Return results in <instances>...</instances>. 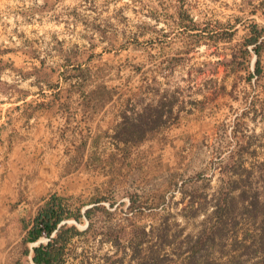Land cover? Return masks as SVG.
<instances>
[{"label":"rangeland","instance_id":"374dc122","mask_svg":"<svg viewBox=\"0 0 264 264\" xmlns=\"http://www.w3.org/2000/svg\"><path fill=\"white\" fill-rule=\"evenodd\" d=\"M190 20L208 33L237 27L236 37L219 43L188 31ZM255 24L264 27V0H0V60L15 67L0 69L10 134L0 166L8 210L25 208L0 227V264H29L24 226L52 195L71 213L93 209L90 221L68 222L83 234L67 264H264V51L254 83L251 62L231 65L233 78L213 74ZM198 104L194 150L193 137L173 139L171 109ZM137 118L151 137L142 143L125 132Z\"/></svg>","mask_w":264,"mask_h":264},{"label":"trees","instance_id":"16d2710c","mask_svg":"<svg viewBox=\"0 0 264 264\" xmlns=\"http://www.w3.org/2000/svg\"><path fill=\"white\" fill-rule=\"evenodd\" d=\"M230 38L233 34H229ZM251 47L252 51L249 49ZM264 51V27L261 28L259 25L255 24L251 27V36L245 41L241 52L243 63H239L240 58L239 54H234L233 58L228 62L229 65L233 66H245L252 60V52L255 54L254 62V71L250 77L261 78L263 75L262 67V53ZM0 64L3 65L0 69L5 70L7 68L14 69L13 65H8L5 61L0 60ZM41 68L36 67V71L39 73L41 69H45V64L42 62ZM67 69H76L77 67L74 64H71L70 61L66 62ZM72 67V68H71ZM237 67V68H238ZM249 67L246 66V69ZM11 69V70H12ZM82 72V70H79ZM83 73V72H82ZM30 74H28L29 76ZM104 93L106 94L107 87H103ZM95 91L89 93L92 98L95 95ZM104 97V96H103ZM92 100V99H91ZM48 106L46 103H41L36 108H45ZM162 114H159L156 120V123H161ZM137 122H131L129 126L125 127V132H129L133 136V141L137 143L143 142L142 137L145 135L147 130V124L140 118L136 119ZM126 121V119H125ZM128 122V121H127ZM93 209H88L84 214L81 210L71 213L68 211L66 205V200L63 197L58 195H52L40 208L36 216L32 219L29 224H25V230L27 232L24 244L26 246L25 256L28 258L29 264H67L65 256L66 249L71 239L75 236L82 235L83 232L79 231L78 227L73 224L70 225L68 222L73 220L76 223L82 224L83 219L91 220V215ZM91 225L84 234L90 232ZM147 233L142 232V237L137 238L133 237L130 241L136 246H141L144 242ZM42 239H46L47 242H41ZM30 245H35L30 247ZM140 247H136L139 249ZM202 249V247H195L192 251L193 254H196ZM138 253V251H136ZM31 256V258H30Z\"/></svg>","mask_w":264,"mask_h":264},{"label":"crops","instance_id":"0c3cea01","mask_svg":"<svg viewBox=\"0 0 264 264\" xmlns=\"http://www.w3.org/2000/svg\"><path fill=\"white\" fill-rule=\"evenodd\" d=\"M187 30L188 31H190V32H192V33H199V34H203V35H201V36H206V35H209L210 37L209 38H212V39H216L217 40V42H223V43H227V44H230L231 42H233L234 41V38L236 37V30H237V27H233L232 28V30L231 31H229L230 33H227V32H225V31H211L210 33H208V31H205V29L204 28H202V26L201 25H199L198 23H196V21H194V20H190V26L189 27H187ZM226 31H228V30H226ZM229 34H233V36L230 38V36H229ZM251 36V27H250V29H248V33L246 34V37H245V41L249 38ZM243 47V46H242ZM234 54H237V53H233V55ZM232 55V56H233ZM217 57H220L219 59H221L220 61V63H218V69L216 70V71H213L214 73L213 74H217V75H219L220 74V72H221V70H222V68H224V70L227 72V74H229V75H231V77L233 78L234 77V73H235V70L232 68V66L231 65H229L228 64V62L231 60V58L230 59H227L226 58V61H223L222 62V59L223 58H221V56L219 55V56H217ZM255 59H256V57H255V54L252 52V60H251V67L253 66V63L255 62ZM226 62V63H225ZM224 63H225V65L226 64H228L229 66H225L224 65ZM204 66L206 65V63L205 64H203ZM203 65H201V66H203ZM217 65V64H216ZM254 68V67H253ZM253 68H251V72L249 73V78H247V81H248V83L249 84H251L252 82L254 83V81H255V79H257V77H253V78H251V80H250V77H251V75H252V72L254 71L253 70ZM205 74V73H204ZM107 90H108V92L109 93H112V90L111 89H109L108 87H107ZM226 90V92H228L229 90L228 89H225ZM230 92V91H229ZM227 93V94H225L226 95V97H227V95H229L230 93ZM29 96L27 97V99H25V100H20L19 102H17V105L18 104H21V103H25V102H28V100H29ZM113 100H111L108 104L110 105H112V104H114L115 103V101H114V98H112ZM128 105H130V101H123L122 102V109L125 111H123L121 114H125V113H128L127 112V109H128ZM199 105H201V104H198V106L196 107V105H195V107L197 108V109H195V108H193L192 109V112L191 111H187L184 115H182L183 114V110H180V109H178V107H175V106H173L172 107V109H171V111H172V118L175 116V118H176V123H173V125L175 124V127L177 128V136H174L173 137V139L174 138H177L176 140H179V141H181V140H184L185 139V137H184V135H186V136H188L187 138H189V137H193L194 139H196L195 140V146H194V150L195 149H197L198 148V139L201 137V135L204 133V126L203 125H201V123L203 122V121H199V120H197V115H200L201 114V112L202 111H204V110H206L205 109V106H199ZM19 106L20 105H18V107L17 108H19ZM137 107V109L138 108H141V106H136ZM204 109V110H203ZM193 116H194V119H192L193 118ZM202 115H200L199 117H201ZM184 117H186L187 118V121L185 122L184 121ZM4 118V117H3ZM3 118H0V143H2V141H6V140H8L9 138H10V134L6 131V129H5V125H3V123H2V120H3ZM29 120H26V122H29L31 119V117L29 118V117H27ZM125 119H130L128 116H126V117H124ZM161 123H162V125L163 124H165V123H167V120H166V115H163L162 116V118H161ZM183 123V126H185L184 125V123H186L187 124V126H188V130L187 131H184V132H180V130H181V128H179L180 126H181V124ZM162 127V126H161ZM167 133L168 132H163V133H161V134H163V135H167ZM173 134H174V131H173ZM157 134H155V136H156ZM155 138V137H154ZM142 139H143V142L144 141H147V140H149V139H151V137H149L148 136V133H145V135L142 137ZM142 143V142H141ZM6 144V143H5ZM5 144H1L2 146H0V154H4L5 153V151H6V149H5ZM173 144H175V141L173 142ZM3 148V151H1V149ZM173 148L175 149L176 148V146L174 145L173 146ZM3 152V153H2ZM195 153V152H194ZM3 172H4V170H3V168L0 166V227L1 226H5V225H7V227L10 225V223L11 222H13V221H15L16 222V218H18V216H21V217H23V214L25 213V208H23V207H21V206H19L18 207V209L16 210V212H10L9 210H8V206L12 203V197H11V195H9V194H7L8 193V190H9V187L11 186V181H9L4 175H3ZM27 206H29L30 207V204L29 205H27ZM15 226V225H14ZM10 227V226H9ZM13 229V228H12ZM12 229L10 230L11 231V233L10 234H13V231H12ZM8 231H9V228H8Z\"/></svg>","mask_w":264,"mask_h":264},{"label":"built area","instance_id":"2783aa9c","mask_svg":"<svg viewBox=\"0 0 264 264\" xmlns=\"http://www.w3.org/2000/svg\"><path fill=\"white\" fill-rule=\"evenodd\" d=\"M250 50H252L251 47H250Z\"/></svg>","mask_w":264,"mask_h":264}]
</instances>
